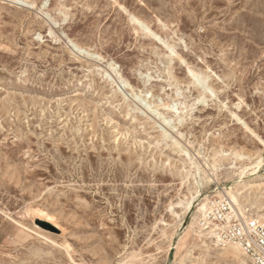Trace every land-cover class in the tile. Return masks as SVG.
Here are the masks:
<instances>
[{
    "label": "rangeland",
    "instance_id": "374dc122",
    "mask_svg": "<svg viewBox=\"0 0 264 264\" xmlns=\"http://www.w3.org/2000/svg\"><path fill=\"white\" fill-rule=\"evenodd\" d=\"M223 198L264 224V0H0V264H248Z\"/></svg>",
    "mask_w": 264,
    "mask_h": 264
},
{
    "label": "built area",
    "instance_id": "2783aa9c",
    "mask_svg": "<svg viewBox=\"0 0 264 264\" xmlns=\"http://www.w3.org/2000/svg\"><path fill=\"white\" fill-rule=\"evenodd\" d=\"M205 225L216 228V242L237 245L248 264H264V224L257 218L237 215L228 199L211 202L201 214Z\"/></svg>",
    "mask_w": 264,
    "mask_h": 264
},
{
    "label": "bare ground",
    "instance_id": "6f19581e",
    "mask_svg": "<svg viewBox=\"0 0 264 264\" xmlns=\"http://www.w3.org/2000/svg\"><path fill=\"white\" fill-rule=\"evenodd\" d=\"M176 111H177V110H176ZM227 194H228V196H229V198H230V201H231L232 203H234V204H237V199H236L235 193L232 191V189H230L229 191H227ZM227 199H228V198H227ZM189 207H190V203L187 204V206H186V210H188ZM204 209H205V206H204V205H201V206L199 207V210L201 211L200 213H202ZM209 234H210L211 237L216 238V234H215V232L211 231V232H209ZM230 244H231V243H230ZM230 247L233 249V253H238V252H240L238 246H236V245H231ZM231 254H232V253H231Z\"/></svg>",
    "mask_w": 264,
    "mask_h": 264
},
{
    "label": "water",
    "instance_id": "95a60500",
    "mask_svg": "<svg viewBox=\"0 0 264 264\" xmlns=\"http://www.w3.org/2000/svg\"><path fill=\"white\" fill-rule=\"evenodd\" d=\"M44 224V226L45 227H47V228H51V229H54V227H52L50 224H48V223H43Z\"/></svg>",
    "mask_w": 264,
    "mask_h": 264
}]
</instances>
